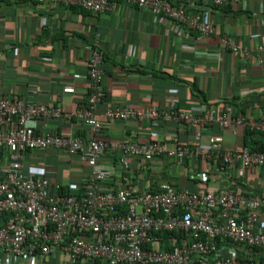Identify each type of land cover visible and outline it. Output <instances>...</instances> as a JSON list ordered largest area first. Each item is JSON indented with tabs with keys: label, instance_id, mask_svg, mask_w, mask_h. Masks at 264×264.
I'll list each match as a JSON object with an SVG mask.
<instances>
[{
	"label": "built area",
	"instance_id": "2783aa9c",
	"mask_svg": "<svg viewBox=\"0 0 264 264\" xmlns=\"http://www.w3.org/2000/svg\"><path fill=\"white\" fill-rule=\"evenodd\" d=\"M80 7L93 13L111 11L117 3L132 4L148 12L155 22L166 23L175 34L184 25L199 32H216L199 14L198 5L226 8L233 0H31ZM244 3V9L247 6ZM264 4V0H262ZM184 24V25H183ZM224 47L251 56L232 42L221 38ZM88 74L91 89L87 105L65 114L59 106H48L18 97L0 96V253L2 264L49 262L61 253L60 264H264V192L243 184L235 191L223 187L215 191H196L163 182L158 190L138 191L130 158L153 162L172 158L186 164V171L205 185L218 173L241 162L243 168L264 167V150L244 146L238 151L223 147L227 134L243 126L264 134V114H236L233 105L223 102L221 111L212 109L202 115L198 109H183L177 96L165 101L152 99L146 111L130 105L108 108L103 118L97 108L107 92L103 85L104 51L89 46ZM264 51L258 47V52ZM259 57V56H258ZM256 57L264 65V57ZM67 93L75 92L65 86ZM262 107L260 106V109ZM83 121L92 134L86 139L71 131L42 133L38 119L62 118ZM146 120L152 129L173 123L174 132L151 131L135 142H109L104 130L115 120ZM218 124L222 134H210ZM198 126L200 133L191 128ZM209 132L207 144H200L202 133ZM185 134L188 140L178 139ZM156 136V137H155ZM167 141H172L169 146ZM55 147L76 156L91 166V173L80 182L83 191L54 192L46 175L24 170L26 153ZM106 155L117 157L104 165ZM202 162L197 171L190 163ZM217 163V164H216ZM216 164L215 167H213ZM108 182H112L108 185ZM107 184L108 188L105 187ZM57 189V188H56ZM176 233L166 241L159 234ZM171 246V249H167Z\"/></svg>",
	"mask_w": 264,
	"mask_h": 264
},
{
	"label": "crops",
	"instance_id": "0c3cea01",
	"mask_svg": "<svg viewBox=\"0 0 264 264\" xmlns=\"http://www.w3.org/2000/svg\"><path fill=\"white\" fill-rule=\"evenodd\" d=\"M243 2L247 3L245 9ZM191 14H199L200 21L210 22L216 32L205 34L183 24L181 34H175L165 22L157 23L148 12L127 3L93 13L55 2L0 0V96L59 106L65 114L84 108L91 89L88 48L94 44L104 51L101 67L107 95L97 108L101 118L108 108L130 105L146 111L153 98L163 102L173 96L180 99L181 108L198 109L202 115H207L209 109L221 111L223 104L229 103L236 114L262 116L264 65L256 63V57H264V51L258 52V47L264 48L262 0H233L226 8L203 4L191 9ZM224 36L251 56L224 47ZM68 85L75 92H65ZM37 124L42 133L71 131L86 139L92 136L83 121L67 116L41 118ZM175 128L173 123L152 129L146 120H115L101 137L109 142H135L147 138L151 131L171 133ZM191 130L200 133L198 126ZM209 132L222 134L218 124ZM209 132L202 133L200 144H207ZM178 139L188 140L184 133ZM167 142L173 146L172 141ZM244 146L263 151L264 134L239 126L235 134L226 135L225 149L238 151ZM25 157V172L48 176L54 192L61 188L83 191L80 181L91 173L89 164L55 147L32 150ZM116 159L106 155L102 163L111 165ZM201 162L190 165L200 171ZM178 165L181 163L166 157L147 163L130 158L131 173L140 180L136 184L139 192L158 190L168 181L192 191L206 187L212 191L223 187L240 191L243 184H251L264 192V167L243 168L239 162L227 166L225 174L217 173L216 179L205 185L188 174L186 164L182 168ZM3 219L0 216V222ZM261 224L264 226V216ZM61 257L58 253L49 261L60 264Z\"/></svg>",
	"mask_w": 264,
	"mask_h": 264
},
{
	"label": "trees",
	"instance_id": "16d2710c",
	"mask_svg": "<svg viewBox=\"0 0 264 264\" xmlns=\"http://www.w3.org/2000/svg\"><path fill=\"white\" fill-rule=\"evenodd\" d=\"M72 7H76V6H72ZM83 9V8H82ZM85 10V9H84ZM261 150H263V147H261ZM108 185H111L110 183ZM59 192H62V193H66L68 192L67 189H64V188H61L59 189ZM175 235L176 236V233H172V232H165L163 234H159L160 237H162V240H164V242L166 241V239H168L170 236H173ZM172 247L171 246H168L167 249H171ZM100 264V263H99Z\"/></svg>",
	"mask_w": 264,
	"mask_h": 264
},
{
	"label": "rangeland",
	"instance_id": "374dc122",
	"mask_svg": "<svg viewBox=\"0 0 264 264\" xmlns=\"http://www.w3.org/2000/svg\"><path fill=\"white\" fill-rule=\"evenodd\" d=\"M178 168H182V167L178 165ZM179 170H180V169H179ZM40 263H41V264H52L51 261H49V262H47V261H46V262L39 261V262H37L36 264H40ZM54 264H55V263H54Z\"/></svg>",
	"mask_w": 264,
	"mask_h": 264
}]
</instances>
